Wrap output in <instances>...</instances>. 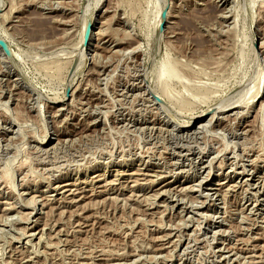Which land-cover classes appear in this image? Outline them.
<instances>
[{
	"label": "rangeland",
	"instance_id": "1",
	"mask_svg": "<svg viewBox=\"0 0 264 264\" xmlns=\"http://www.w3.org/2000/svg\"><path fill=\"white\" fill-rule=\"evenodd\" d=\"M95 2L0 0V264H264V0Z\"/></svg>",
	"mask_w": 264,
	"mask_h": 264
},
{
	"label": "bare ground",
	"instance_id": "2",
	"mask_svg": "<svg viewBox=\"0 0 264 264\" xmlns=\"http://www.w3.org/2000/svg\"><path fill=\"white\" fill-rule=\"evenodd\" d=\"M224 1V0H223ZM99 2V0H97V3ZM96 3V2H95ZM97 3L95 4V7H96V5H97ZM97 8V7H96ZM89 13V12H88ZM159 22V21H158ZM160 24V23H159ZM159 24H157V25H159ZM83 26V25H82ZM158 27V26H157ZM83 32H85V31H83ZM80 41H81V43H82V38H84V36L82 37V34H80ZM87 38V33H85V38H84V42H85V39ZM0 40H1V38H0ZM2 40H4V39H2ZM83 44V43H82ZM81 45V44H80ZM8 47H6V44H5V48L4 49H2V50H5L6 51V49H7ZM1 49V48H0ZM9 49V48H8ZM11 51V50H10ZM9 51V52H10ZM12 53V52H11ZM5 54V53H4ZM10 54V53H9ZM7 55V54H6ZM3 56V55H2ZM10 57V56H9ZM12 57H14L13 55H12ZM16 57V56H15ZM4 58H5V56H4ZM3 58V59H4ZM8 58V57H7ZM9 60V59H8ZM11 60V59H10ZM80 66V65H79ZM164 74V73H163ZM141 94V93H140ZM257 97V96H256ZM255 97V98H256ZM251 98H253V97H251ZM89 106V105H88ZM262 108V107H261ZM61 109V108H60ZM6 111H7V109H6ZM140 114V113H139ZM222 114V113H221ZM235 114V113H234ZM225 116V115H224ZM222 118V117H221ZM229 118V117H228ZM225 119H226V117H225ZM198 122V121H197ZM190 125V124H189ZM189 125L187 126V128L189 127ZM142 128V127H141ZM184 128V127H183ZM217 132V131H216ZM244 133V132H243ZM179 155V154H178ZM240 165V164H239ZM61 166V165H60ZM211 167V166H210ZM212 171V170H211ZM169 174V173H168ZM258 180V179H257ZM242 183V182H241ZM229 186V185H228ZM243 186V185H242ZM187 189V188H186ZM217 191V190H216ZM214 193V192H213ZM183 200V199H182ZM225 200V199H224ZM219 203V202H218ZM154 206V205H153ZM261 213V212H260ZM169 225V224H168ZM187 228V227H186ZM171 234V233H170ZM160 238V237H159ZM164 239V238H163ZM165 240V239H164ZM177 240V239H176ZM79 242V241H78ZM173 242V241H172ZM171 244V243H170ZM102 245V244H101ZM161 247H163V246H161ZM165 248V247H164ZM82 250V249H81ZM173 252V251H172ZM103 254V253H102ZM117 256V255H116ZM92 257V256H91ZM94 257V256H93ZM92 259V258H91ZM90 263V262H89Z\"/></svg>",
	"mask_w": 264,
	"mask_h": 264
},
{
	"label": "water",
	"instance_id": "3",
	"mask_svg": "<svg viewBox=\"0 0 264 264\" xmlns=\"http://www.w3.org/2000/svg\"><path fill=\"white\" fill-rule=\"evenodd\" d=\"M0 48L1 49H4L5 48V43L2 40H0Z\"/></svg>",
	"mask_w": 264,
	"mask_h": 264
}]
</instances>
